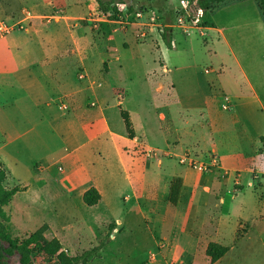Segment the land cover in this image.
Here are the masks:
<instances>
[{"label": "rangeland", "instance_id": "rangeland-1", "mask_svg": "<svg viewBox=\"0 0 264 264\" xmlns=\"http://www.w3.org/2000/svg\"><path fill=\"white\" fill-rule=\"evenodd\" d=\"M6 1L12 8L23 1L26 4L15 14L14 23L0 20L15 26V30H25V25L34 20L50 23L59 19L88 26L84 29L88 35L105 40L103 30L98 31L97 26L104 24L98 21L100 18L108 17L97 0H69L73 13L80 14V8L85 6L84 13L69 17L38 15L33 6L41 0ZM182 1L187 2L191 16L180 23ZM234 1L239 0H116L134 10L127 13L120 6L117 10L121 14L117 29L128 31L125 40L130 42V48L123 71L115 72L114 81L121 87L114 94L118 105L114 104L110 114L116 133L114 140L126 148L124 162L131 179L127 180L126 171L118 162L116 143L110 135L90 146L99 151L92 178L81 171L80 180L71 183L65 182L64 177L74 167L71 162L59 161L61 155L67 154L66 149H75L70 138L67 145L61 143L53 148L60 152L50 157V162L41 160L35 164L29 152L24 155L6 152L4 168L10 175V189L27 188L17 193L5 208L14 239L26 238L47 224L46 236L59 239L71 256L99 248L88 264H211L205 252L207 245L219 241L230 247V252L215 264H264V143L257 136L264 126L260 119L263 115L255 105L246 110L249 118L243 124V115L221 107L223 93L239 103L238 90L243 81L231 47L212 30V24L217 23L228 27L227 38L236 55L242 60L254 58L257 66L263 67L264 21L259 0H253L257 9L254 3L242 0L219 13ZM203 2L209 4V10L198 18L197 11ZM114 12L110 10L109 15ZM157 16L162 25L152 31L145 24H153L151 18ZM255 21H260L263 27L255 26ZM179 26H187L189 32ZM146 28L148 33L157 34L137 47V40H147ZM173 28L175 48L159 36ZM117 38L118 42L123 40L120 35ZM139 47L143 48L141 53ZM163 62L170 73L163 72ZM157 82L166 85L167 91L160 94ZM172 82L176 84V92ZM52 88L49 85L35 90L36 104L42 111L48 110L44 97L55 94ZM219 96L220 109L216 110L221 118L217 121L216 115L211 118L205 101L216 105ZM162 103L169 106L162 107ZM59 104V101L53 104V116L57 115ZM161 114L166 117L160 119ZM172 121L182 137L177 150L173 147L178 139L173 133L166 136L168 139L159 135L161 129L172 132ZM32 124L36 128L26 139L41 131L45 135L42 128L45 124L38 121ZM50 125L58 135H67L63 123ZM76 126L79 127L78 122ZM29 129L30 126L24 131ZM128 129L134 136L129 135ZM142 133L151 138L148 149L133 143L134 137L140 139ZM85 140L78 135L74 143ZM184 148L180 155H175ZM173 177L183 178L189 185L179 201L172 196ZM94 181L102 187L104 200L89 207L83 196ZM144 192L149 196H139L136 201L135 194ZM227 203L233 204L229 215L223 212ZM11 264H17L15 259Z\"/></svg>", "mask_w": 264, "mask_h": 264}, {"label": "crops", "instance_id": "crops-1", "mask_svg": "<svg viewBox=\"0 0 264 264\" xmlns=\"http://www.w3.org/2000/svg\"><path fill=\"white\" fill-rule=\"evenodd\" d=\"M38 1L33 0V3ZM0 2V20H5L7 23L10 21L14 23L15 14L26 6L24 1L20 2L16 8L8 5L6 0H1ZM247 2L254 3L253 0H246L245 3ZM239 3H242V0L228 3L219 13ZM33 7L38 15L56 14L63 17L78 16L85 11L84 6V8H80V14L71 12L73 9H69L72 8L69 0H41ZM255 7L257 9L256 5ZM89 8H91L90 5L87 6V11ZM94 21L97 20L94 19ZM98 21L104 23L102 26L98 25L97 28L98 31L103 30V38L105 40L101 39V37L88 35L84 30L88 26L71 24L72 22L59 19L50 23L34 20L26 25L23 24L26 26L23 31L15 30L8 36L0 37V131H2L0 137L4 138L1 140L2 145L0 143V152L2 153L0 163L4 167L8 158L5 153L10 150L21 155L29 152L30 158L34 159L32 162H35V164L38 161L41 162V160L50 162V157L60 152L59 149L54 150L53 148H57L61 143L67 145L68 138H70L71 143L75 144V149L73 151L66 149L67 154L61 155L59 161L71 162L74 168L70 174L64 177V181L71 183L80 180L81 171L92 178L93 170H97L95 161L96 154L99 151L94 150L90 146L93 143L96 144L105 135H110L113 143L115 141L114 136H116V133L110 121V114L112 108L118 105V98L117 96L114 97V94L118 87H121L114 81L115 72L123 71V66L127 62L125 57L129 53L127 51L130 48V42L125 40L128 31L123 32L117 29L116 24L120 22L110 21L105 18H100ZM145 25L148 27L149 22ZM254 25L263 27L260 21H255ZM175 28L170 30L174 48L177 47V41L174 37ZM146 29L147 40H137V47L143 41L154 39V34H157V32L148 33L149 28ZM212 30L227 42L228 47H231L230 51L242 76L243 86L238 90L240 91L238 95L240 101L239 103L233 101L236 104V115H243V124H247L249 117H247L248 113L246 110H250L251 107L257 105L263 115L260 119L264 121V66H257L254 58L246 59L244 57L242 60L241 57L236 55L234 49L230 46L231 41L227 38L228 27L219 26L217 23V25L212 24ZM181 32L185 35L183 30ZM117 35H120L121 40L123 38L121 42H118ZM159 36L161 37V35ZM112 47L116 50L113 51ZM142 49L139 47L138 52L141 53ZM115 51H118V53ZM163 72H171L166 62H163ZM156 84L158 86L156 87L157 91L160 94L167 91L166 85L161 82ZM49 85H53L51 90H55V94L44 97V105L48 107V110L42 111L36 104L35 90L46 89ZM172 88L176 92V84L174 82H172ZM56 101L60 102L58 108L60 113L58 114L57 110V115L53 116V104ZM216 102V105H212L213 102L205 101V106L208 113L211 114V118L216 115L219 118L216 120L219 121L221 117L216 108L220 109V96L216 99ZM166 103L170 102L166 101ZM161 106L168 107L169 105L162 103ZM119 107L122 108L120 105ZM162 116L166 117V115L161 114L160 119ZM37 121L40 124H45V126H42L45 135L41 131L37 134L35 133L33 138L31 136L30 140L26 139L30 132L36 128L33 127L32 123ZM54 122L64 124L67 132L65 137L58 135L54 127L50 125ZM77 122L79 127L76 126ZM172 122L174 123L172 132H165L161 129L159 135L162 139H168L166 136L173 133L175 138L178 139L176 146L173 147L174 150H177L179 148L178 145H180L179 139L182 137L178 132L179 130L175 127V122ZM262 123L264 124V122ZM28 126H30V129L24 131ZM78 135L84 136L86 140L82 143L79 141L74 143ZM257 136L264 143V126ZM5 137L9 138L8 141ZM119 137L127 140L126 136L119 135ZM143 139L144 143L142 142ZM133 143H139L140 146L148 149L150 148L148 144L151 143V138L142 133L140 139L134 137ZM115 148V153L119 159L118 162L124 167L127 180H130L131 177L124 162V156L127 155L124 152L126 148L123 145H117V143ZM185 148L180 150V153H175V155H180ZM219 168L223 169L221 165ZM104 170L108 171V169ZM9 176L8 172L5 186L10 189ZM120 176H123V174L121 173ZM173 179L177 178L173 177ZM180 180L182 182L178 201L189 186L185 179L182 178ZM41 181L45 182V180ZM93 187L97 188L101 193L102 202L104 200L102 187L95 181ZM139 196L141 198L143 196L148 197L149 194L147 192L142 195L136 193V201H138ZM225 205L226 208L223 212L229 215L233 204L227 203ZM214 242L222 244L219 241Z\"/></svg>", "mask_w": 264, "mask_h": 264}, {"label": "trees", "instance_id": "trees-1", "mask_svg": "<svg viewBox=\"0 0 264 264\" xmlns=\"http://www.w3.org/2000/svg\"><path fill=\"white\" fill-rule=\"evenodd\" d=\"M223 2L225 0H217ZM100 9L110 21H119L120 12L118 6L125 4L126 12L133 13L134 10L125 2H116V0H97ZM259 9L264 20V0H259ZM115 10L113 14L109 15L110 10ZM207 14L209 10L208 3H201L200 8ZM162 39L172 48V40L170 30L161 34ZM125 112V111H122ZM125 114V113H124ZM131 136L130 129H128ZM134 136V134L132 135ZM7 181V172L4 166L0 163V264H11V260L15 259L17 264H88V262L96 255L99 248L92 249L77 256L69 255L65 250L61 241L57 238L49 239L46 233L49 231V226L46 224L35 233L28 235L23 239H14L10 234L8 226L9 218L5 211L15 195L19 192L26 191V187L7 188L5 183ZM180 179H175L172 183L173 199L178 200L180 194ZM84 203L89 207L97 206L101 200L102 195L99 190L92 187L85 192L83 196ZM230 252V247L220 243L211 242L206 250V256L210 259L211 264L219 262Z\"/></svg>", "mask_w": 264, "mask_h": 264}, {"label": "built area", "instance_id": "built-area-1", "mask_svg": "<svg viewBox=\"0 0 264 264\" xmlns=\"http://www.w3.org/2000/svg\"><path fill=\"white\" fill-rule=\"evenodd\" d=\"M179 13H180V15H179L180 16V19H179V22L180 23H183L184 22V18H187V17H190L191 16L190 9H189V6H188V4H187L186 1H182V10ZM197 13H198V18L203 17V15L205 14L202 9H199L197 11ZM139 15L141 16V14H139ZM151 20H152V23L153 24H150L149 23V26L151 27L150 29L152 31H154V27L155 26H161L162 25V23L160 22V18L158 16L157 17H152ZM158 20H159V22H158ZM155 23H158V24L155 25ZM179 27L183 28L186 33L189 32V28L187 26H179ZM19 30L23 31L20 28H19ZM14 31H15V26L14 27H11V26H9L6 23H0V36L1 37L8 36L11 33H13ZM144 36L146 37L147 34H144ZM114 50H116V49H114ZM221 103H222L221 104V107L224 110H227L228 111V110H231L232 109L233 112L235 111L234 110V102H233V99L230 96H228L227 94H223L222 95V102Z\"/></svg>", "mask_w": 264, "mask_h": 264}, {"label": "water", "instance_id": "water-1", "mask_svg": "<svg viewBox=\"0 0 264 264\" xmlns=\"http://www.w3.org/2000/svg\"><path fill=\"white\" fill-rule=\"evenodd\" d=\"M120 7L125 10L127 6L125 4H121Z\"/></svg>", "mask_w": 264, "mask_h": 264}]
</instances>
